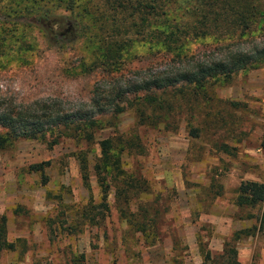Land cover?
Wrapping results in <instances>:
<instances>
[{"label": "rangeland", "instance_id": "rangeland-1", "mask_svg": "<svg viewBox=\"0 0 264 264\" xmlns=\"http://www.w3.org/2000/svg\"><path fill=\"white\" fill-rule=\"evenodd\" d=\"M114 7L107 0L69 6L66 0H0L1 106L36 111L43 105L102 125L89 139L77 133L55 143L53 136L19 139L0 149V215L14 244L0 251V264H264L256 228L264 200L254 207L234 203L240 181L264 183V65L219 77L201 91H167L152 110L143 100L147 90L132 93L135 83L179 63L152 52L132 30L117 66L79 69L100 50L98 39H114L113 25L131 28L128 11ZM99 13L104 17L97 19ZM261 29L227 46L194 38L183 47L185 57L189 63L213 59L219 45L264 46ZM94 90L104 97L124 91L123 110L99 112L90 104ZM106 137L124 146L115 152L120 168L139 188L124 199L111 187L102 210L93 207L100 190L91 165L97 141ZM79 150L88 159L89 189L78 171ZM83 207L92 209V219L81 214Z\"/></svg>", "mask_w": 264, "mask_h": 264}, {"label": "trees", "instance_id": "trees-1", "mask_svg": "<svg viewBox=\"0 0 264 264\" xmlns=\"http://www.w3.org/2000/svg\"><path fill=\"white\" fill-rule=\"evenodd\" d=\"M73 1L66 0L67 5L69 6ZM107 2L113 7L115 4L116 8H113L115 13L117 8L128 11V16L132 20L131 28L129 25L125 28L113 25L111 30L114 33V39H98L100 50L95 53L90 62L82 61L79 69L86 72L102 66L103 69L110 71L117 66L121 60L122 49L129 42L125 37L126 30H132L136 36L149 44L152 52L170 54L167 62L179 63L178 65L169 63L166 69L149 75L142 84L135 83L132 93L136 94L141 89L147 90L149 93L143 96V100L152 110L162 106L165 102L163 95L167 91L181 95L188 89L201 91L207 83L219 77L226 80L246 68L264 65V46L258 44L246 50L229 49L219 45L222 51L218 57L193 63H189L187 60L189 58L185 57L186 52L183 49L188 41L206 37H211L216 42L226 43L225 46H227V42L235 38L241 39L245 33L259 26L262 28V33L258 35H264V0H107ZM45 11L42 16L45 15ZM102 17H104L102 13L97 15V19ZM182 61L187 63L182 64ZM114 92V96L104 97L102 93L94 90L90 104L99 112L108 110L110 113H119L123 109L118 102L122 100L125 92L121 90ZM101 98L105 99L102 104L99 102ZM39 108L36 111L13 110L2 107L0 104V149L19 139L45 141L47 136H53L50 142L55 143L59 136H70L76 133L77 136L89 139L92 132L102 126L94 117L75 120L66 112L43 105ZM142 115L140 111V117ZM190 132L195 135V131ZM114 142L108 137L99 139L97 141L98 155L91 165L100 190V202L93 207H100L102 210L107 209L106 198L111 187L116 196L123 198L126 192H133L139 188L137 181L130 175L127 177L120 168L116 153L122 151L124 146L117 147ZM259 146L264 150V137ZM74 154L81 181L89 189V163L86 153L79 150ZM31 169L41 173L43 168L39 164H34ZM263 200V182L252 180L239 182L234 198L235 205L254 207ZM91 212L92 209L88 207H83L81 210L83 216L92 219ZM97 214L102 216V211ZM256 228L263 235L264 247V207L258 215ZM247 232L248 230L245 234ZM3 249L13 250L14 244L6 239V220L0 215V251ZM226 262L231 264L230 261Z\"/></svg>", "mask_w": 264, "mask_h": 264}, {"label": "flooded vegetation", "instance_id": "flooded-vegetation-1", "mask_svg": "<svg viewBox=\"0 0 264 264\" xmlns=\"http://www.w3.org/2000/svg\"><path fill=\"white\" fill-rule=\"evenodd\" d=\"M70 29H71L70 27L67 28V29H64V30H63L61 33H59L58 35H59V36H64V35H66L67 32L70 31Z\"/></svg>", "mask_w": 264, "mask_h": 264}]
</instances>
